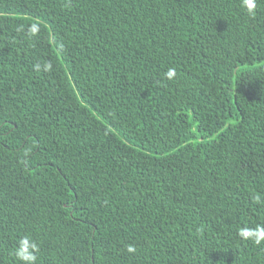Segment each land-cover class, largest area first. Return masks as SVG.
I'll return each instance as SVG.
<instances>
[{
	"label": "trees",
	"instance_id": "1",
	"mask_svg": "<svg viewBox=\"0 0 264 264\" xmlns=\"http://www.w3.org/2000/svg\"><path fill=\"white\" fill-rule=\"evenodd\" d=\"M258 224L264 0H0V264H264Z\"/></svg>",
	"mask_w": 264,
	"mask_h": 264
},
{
	"label": "clouds",
	"instance_id": "2",
	"mask_svg": "<svg viewBox=\"0 0 264 264\" xmlns=\"http://www.w3.org/2000/svg\"><path fill=\"white\" fill-rule=\"evenodd\" d=\"M241 7L246 13L252 17L255 16L257 9V0H241ZM39 33V24L34 23L29 29L31 36H36ZM34 70L39 71L41 69L40 64L33 65ZM51 69L50 64L44 65V70L49 71ZM177 73L175 68H169L165 73V78L169 81L175 79ZM238 235L242 240L251 241L254 245L260 246L264 243V224H258L255 228L242 227L238 230ZM128 253H135L136 248L133 245L126 246ZM38 245L31 240L29 236H24L19 241V246L15 251V256L19 261V264H36L38 256Z\"/></svg>",
	"mask_w": 264,
	"mask_h": 264
}]
</instances>
